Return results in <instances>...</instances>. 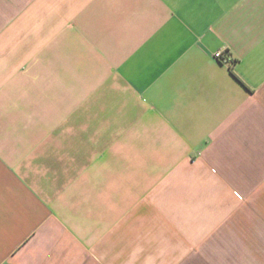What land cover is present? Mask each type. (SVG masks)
Instances as JSON below:
<instances>
[{"label":"crops","instance_id":"1","mask_svg":"<svg viewBox=\"0 0 264 264\" xmlns=\"http://www.w3.org/2000/svg\"><path fill=\"white\" fill-rule=\"evenodd\" d=\"M0 264H264V0H0Z\"/></svg>","mask_w":264,"mask_h":264},{"label":"built area","instance_id":"2","mask_svg":"<svg viewBox=\"0 0 264 264\" xmlns=\"http://www.w3.org/2000/svg\"><path fill=\"white\" fill-rule=\"evenodd\" d=\"M214 58L218 60L219 62H222L224 64H231V57L228 52L225 51H218L214 54Z\"/></svg>","mask_w":264,"mask_h":264}]
</instances>
